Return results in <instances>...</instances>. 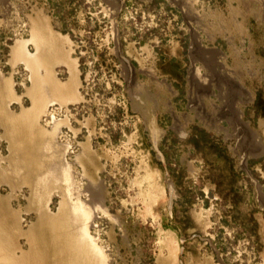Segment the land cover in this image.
Here are the masks:
<instances>
[{
	"label": "rangeland",
	"instance_id": "obj_1",
	"mask_svg": "<svg viewBox=\"0 0 264 264\" xmlns=\"http://www.w3.org/2000/svg\"><path fill=\"white\" fill-rule=\"evenodd\" d=\"M0 93V259L101 264L94 186L107 264H264V0H0ZM46 137L71 197L34 185Z\"/></svg>",
	"mask_w": 264,
	"mask_h": 264
},
{
	"label": "bare ground",
	"instance_id": "obj_2",
	"mask_svg": "<svg viewBox=\"0 0 264 264\" xmlns=\"http://www.w3.org/2000/svg\"><path fill=\"white\" fill-rule=\"evenodd\" d=\"M36 27V26H35ZM34 27V28H35ZM33 28V29H34ZM37 28V27H36ZM35 28V35L33 36V43H35V45H36V47H37V51L36 52H40L39 51V49L42 47V45H46V44H50L51 43V41L53 42L54 41V39L52 40V38L51 37H46L45 36V33L44 32H42V34H41V32L40 31H38V29H36ZM37 33V34H36ZM43 33H44V35H43ZM51 40V41H50ZM200 49H202L203 51H204V53H202V59L204 58V60H205V62L207 63V64H205L208 68H209V72H212V66H213V63L212 62H214L213 60L211 61L209 58H208V55H211V54H213L214 56H216V53H210V50L208 51V49H203V48H201L200 47ZM212 52V51H211ZM20 56H21V54H20ZM25 56V55H24ZM36 56V55H35ZM198 58H199V55H198ZM27 59H29L28 57H26V59L25 60H27ZM195 59H197L195 56L193 57V60H195ZM200 60H201V57L199 58ZM203 60V61H204ZM32 61V62H31ZM202 61V62H203ZM27 62L28 63H30V65H32L33 67H34V69H38L39 68V61H38V59H36V58H33V60L32 59H30V61L29 60H27ZM32 67V68H33ZM197 68H195V67H193L192 68V75H193V78H195V76H196V73H197ZM37 71V70H36ZM37 73V72H36ZM48 77V76H47ZM47 80V82L45 83V84H40L39 85V89L37 88V90H35V92H36V95H38V97H40V98H42L43 100L45 99V100H49V99H52V97L55 95V96H57L58 98H63L64 97V95H65V91H63L64 89L63 88H60L58 85H57V83H55L54 82V80H49V78L48 79H46ZM45 80V81H46ZM49 80V81H48ZM44 81V82H45ZM43 83V82H42ZM41 86V87H40ZM35 88V87H34ZM63 89V90H62ZM34 90V89H33ZM2 93V92H1ZM0 93V94H1ZM239 93V92H238ZM240 93H241V91H240ZM33 94H34V92H33ZM54 94V95H53ZM1 96V95H0ZM35 97H37V96H35ZM37 97V98H38ZM57 97H55V98H57ZM3 109V108H2ZM2 112V111H1ZM3 114V113H2ZM15 116V115H14ZM237 116H238V119H240V111H238L237 112ZM31 119V118H30ZM33 119V118H32ZM31 121V120H30ZM241 121V120H240ZM23 123V122H22ZM28 123V122H27ZM7 124V123H6ZM21 124V123H20ZM8 125V124H7ZM10 126V125H9ZM21 126V125H20ZM10 131V130H9ZM12 132V131H11ZM8 135V134H7ZM6 135V136H7ZM14 137H15V134L13 133L12 134ZM12 135H11V137H12ZM12 141V140H11ZM16 141V140H15ZM42 141V140H41ZM19 142V141H18ZM14 143V142H13ZM16 143H17V141H16ZM15 144V143H14ZM45 150L43 151V152H40V161H39V163H38V166H39V168L38 169H40V171L41 172H38V176L36 177V180L34 181V185L36 186V188H37V190L38 191H44L45 189H47L46 188V186H47V184H48V181L50 180V179H57V180H59V181H64V182H66V184H67V192H68V196L69 197H71V195H73V194H75V188H74V186H73V183H72V177H71V172H70V169H69V166L67 165V163L66 162H63L62 160H60V161H57L56 159V157H55V153H54V151H53V147H54V142L53 141H50L49 140V138L48 137H46V144H45ZM37 154V153H36ZM35 155V154H34ZM35 157V156H34ZM33 157V158H34ZM21 158V157H20ZM60 159V158H59ZM13 160V159H12ZM38 161V160H37ZM15 162V161H14ZM16 164H17V162H16ZM21 165H22V163H20ZM10 166V165H9ZM12 166V165H11ZM24 166V165H23ZM26 166V165H25ZM37 166V165H36ZM13 167V166H12ZM20 167V166H19ZM20 170H22V166H21V169L20 168H18V166L17 165H15V170H14V174L15 175H18L19 173H20ZM43 170V171H42ZM6 171H8V170H6ZM36 171V170H35ZM34 171V172H35ZM38 171V170H37ZM32 172V171H31ZM8 173V172H7ZM23 174V173H22ZM30 175V174H29ZM19 176H21L22 177V175H19ZM14 177V176H13ZM8 178V176H7V174H6V172L4 171V170H2L1 172H0V182H3V181H5L6 179ZM24 179H26L25 177H24ZM8 180V179H7ZM15 180V179H14ZM32 180V179H31ZM10 181H11V179H10ZM19 182H20V179L18 180ZM55 182L56 180H52L51 182ZM9 182V181H8ZM18 182V183H19ZM50 182V181H49ZM6 183H7V181H6ZM12 183H13V181H12ZM23 184V183H22ZM55 185V184H54ZM57 186V185H56ZM34 187V186H33ZM48 187V186H47ZM65 188H66V185L64 186ZM45 188V189H44ZM49 188H50V186H49ZM33 189V188H32ZM35 189V188H34ZM53 189V188H52ZM58 189V188H57ZM88 189V191H89V200H88V204L87 203H84L83 201H81L80 199H77L76 200V202H73L72 203V214H71V216H72V218L70 217V219L68 218L69 216H70V214H69V216H67V218L69 219V220H71L72 222L71 223H73L72 225H74V224H76V225H78V227H75V229L77 230V228H81V230H80V228H79V230H80V234H79V237L81 236V239L79 238V237H77V238H79L81 241L80 242H82V243H85L86 241H87V244H88V246H87V244H85V247L87 246V248H89L92 252H93V254H95V256H96V259L98 258V260L99 259H101V261H99V262H101V264H107V259L106 258H104V256H102V249L101 248H99L98 247V245H96V243H94V241L92 240L93 238L92 237H90L89 236V233H88V229L90 228V225L91 224H89L90 223V220L92 219V217L95 215V213L97 212V210H98V208L100 207V190H98V188L97 187H94V186H89V188H87ZM64 190H66V189H64ZM35 191H36V189H35ZM45 192H47V191H45ZM48 192H50V189H49V191ZM66 192V191H65ZM51 193V192H50ZM77 194V193H76ZM65 195V194H64ZM73 198V197H72ZM88 199V198H87ZM75 200V199H74ZM65 201H67V200H65ZM72 201V200H71ZM66 203V202H65ZM67 204V203H66ZM68 206V205H67ZM65 210H68L67 208L65 209ZM41 211V210H40ZM46 212H47V210H45ZM44 211V212H45ZM69 211H71V210H69ZM39 212V211H38ZM66 213V211H64L63 210V213ZM43 212H41V214H42ZM40 214V215H41ZM50 218H51V216L49 215V214H47ZM64 215H66V214H64ZM68 215V214H67ZM55 219H57L58 218V216H56V215H54L53 216ZM52 217V218H53ZM49 218V219H50ZM51 218V219H52ZM64 218V217H63ZM50 219V220H51ZM55 219H53V220H55ZM59 219V218H58ZM61 219H62V217H61ZM93 219H94V217H93ZM92 219V220H93ZM40 220H41V218H40ZM39 220V221H40ZM60 221V220H59ZM93 222V221H92ZM69 223H70V221H69ZM68 223V224H69ZM63 225H64V223H63ZM66 226V225H65ZM88 226H89V228H88ZM93 226V225H92ZM66 229H68V228H66ZM63 231H66V230H63ZM68 231V230H67ZM77 232V231H76ZM79 232V231H78ZM77 232V233H78ZM67 234H68V232H67ZM77 236H78V234H77ZM79 239L77 240V241H79ZM86 240V241H85ZM77 241H76V243H77ZM79 244V243H78ZM80 246H81V244H80ZM83 247V246H82ZM81 247V248H82ZM88 249V250H89ZM87 250V249H86ZM90 251V252H91ZM4 253V252H3ZM11 253H13V252H11ZM88 253H89V251H88ZM8 254V253H7ZM14 254V253H13ZM35 256V255H34ZM15 257H17V255H15ZM14 256H12V255H10V254H8V256L6 255L4 258H2V259H0V264H24V262L20 259V258H15ZM29 257V256H28ZM28 257H25V258H23V259H26V258H28ZM32 257V256H31ZM40 257V256H39ZM33 258V257H32ZM41 258V257H40ZM40 258H38L37 257V259H40ZM23 262V263H20L21 261ZM27 260V259H26ZM31 260V259H30ZM36 260V259H35ZM35 260H33V261H35ZM42 260V259H41ZM28 261V263H29V259L27 260ZM32 261V262H33ZM31 262V261H30ZM25 263H27V262H25ZM31 264V263H30ZM35 264V263H34Z\"/></svg>",
	"mask_w": 264,
	"mask_h": 264
}]
</instances>
